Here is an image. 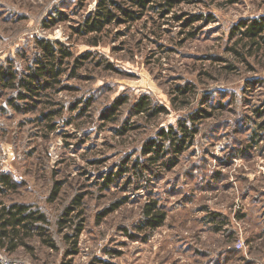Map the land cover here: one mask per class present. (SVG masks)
Listing matches in <instances>:
<instances>
[{
  "label": "rangeland",
  "instance_id": "1",
  "mask_svg": "<svg viewBox=\"0 0 264 264\" xmlns=\"http://www.w3.org/2000/svg\"><path fill=\"white\" fill-rule=\"evenodd\" d=\"M98 3L0 0V70L16 78L0 82V176L15 186L0 183V208L40 209L55 245L34 236L0 264H264V42L237 30L264 22V0L159 1L82 33ZM41 63L60 75L23 99ZM144 96L155 110L137 115ZM183 124L177 157L160 135ZM147 144L165 150L157 163Z\"/></svg>",
  "mask_w": 264,
  "mask_h": 264
},
{
  "label": "trees",
  "instance_id": "2",
  "mask_svg": "<svg viewBox=\"0 0 264 264\" xmlns=\"http://www.w3.org/2000/svg\"><path fill=\"white\" fill-rule=\"evenodd\" d=\"M163 1L158 5L159 8H162L164 12H169L177 4L181 3L182 0H99L97 9L93 17L89 18L83 27L82 33L91 34V33H102L109 25L112 24H126L129 22H135L139 20L145 12L151 8L152 3ZM156 8V7H154ZM245 29L242 32V35L250 39L253 42V45H257L259 40L264 42V22L259 20H253L250 24L242 23L237 30ZM42 48L46 52L51 60L54 58V50L48 46V44H41ZM70 56V54H66ZM52 63V62H51ZM48 64L41 63V66L36 72H33L28 76V80H21L20 87L25 89V96L23 99L29 98L34 99L40 95V91H43L45 88L50 87L51 83L48 82L47 86L42 85L43 76H51L53 80L56 77H59L60 72L56 71L54 65L49 67ZM0 82L3 83L2 87L4 88H14L15 87V76L13 74H8L12 78L7 80L6 71L0 70ZM56 81V80H54ZM45 85V84H44ZM13 106H17L14 100L11 101ZM123 103H126L124 101ZM118 105V103H117ZM18 108V107H17ZM114 110H117V107H113ZM155 110L154 104L150 97H142L134 106V111L137 115L147 114L150 115L151 111ZM181 134V135H180ZM161 138L164 140H169L171 143V148L173 152L177 154L183 153L186 149V143L188 138H192L189 129L183 124L181 125L180 131H175L171 129L168 133L162 132ZM154 144L145 145L144 153L150 154L155 153V156L150 158L152 164L157 163L161 158L162 154L165 153V150L162 146H153ZM167 151V150H166ZM174 164V159L172 160ZM170 164L169 167H172ZM139 173V172H138ZM120 173L118 174V176ZM113 179L110 177L107 179L104 187H107L108 184L113 183ZM0 183L2 187L6 189L15 188L12 183V179L8 175L0 176ZM2 189L0 188V193ZM56 194V192H55ZM81 200L78 199L75 204L80 205ZM156 205L154 204L151 207L146 209L148 218V226L152 229L161 227L166 219L165 214H160L155 212ZM72 208H68L64 213L65 219L61 220V223L65 224L68 222L67 217L70 216ZM49 225V220L47 216L38 208H35L32 205H25L20 203H14L11 205H3L0 208V249L6 250L8 252H15L19 248H25L31 250L28 240L34 236H39L43 240L47 236V228ZM62 226V225H61ZM82 232V228L77 230L78 237ZM68 238V236H67ZM44 243H47L51 248H54L55 245L50 244V240H44ZM76 243V242H75Z\"/></svg>",
  "mask_w": 264,
  "mask_h": 264
}]
</instances>
